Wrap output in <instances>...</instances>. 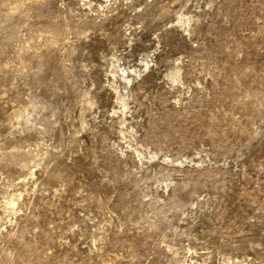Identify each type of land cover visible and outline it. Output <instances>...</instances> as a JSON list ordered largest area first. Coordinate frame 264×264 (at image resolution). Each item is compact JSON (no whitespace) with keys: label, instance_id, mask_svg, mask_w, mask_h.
Returning a JSON list of instances; mask_svg holds the SVG:
<instances>
[{"label":"rangeland","instance_id":"rangeland-1","mask_svg":"<svg viewBox=\"0 0 264 264\" xmlns=\"http://www.w3.org/2000/svg\"><path fill=\"white\" fill-rule=\"evenodd\" d=\"M0 264H264V0H0Z\"/></svg>","mask_w":264,"mask_h":264},{"label":"bare ground","instance_id":"bare-ground-1","mask_svg":"<svg viewBox=\"0 0 264 264\" xmlns=\"http://www.w3.org/2000/svg\"><path fill=\"white\" fill-rule=\"evenodd\" d=\"M14 202V201H13Z\"/></svg>","mask_w":264,"mask_h":264}]
</instances>
